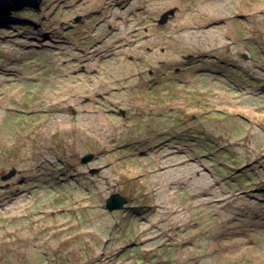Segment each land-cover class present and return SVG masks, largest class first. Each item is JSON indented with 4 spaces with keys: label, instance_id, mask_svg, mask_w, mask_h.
I'll list each match as a JSON object with an SVG mask.
<instances>
[{
    "label": "rangeland",
    "instance_id": "1",
    "mask_svg": "<svg viewBox=\"0 0 264 264\" xmlns=\"http://www.w3.org/2000/svg\"><path fill=\"white\" fill-rule=\"evenodd\" d=\"M0 264H264V0H0Z\"/></svg>",
    "mask_w": 264,
    "mask_h": 264
},
{
    "label": "water",
    "instance_id": "2",
    "mask_svg": "<svg viewBox=\"0 0 264 264\" xmlns=\"http://www.w3.org/2000/svg\"><path fill=\"white\" fill-rule=\"evenodd\" d=\"M94 160L93 154H87L83 156L80 159V163L83 165L89 164ZM98 170H91L90 173L94 174L97 173ZM16 174V171L10 170L6 175L1 176L2 181H7L11 178H13ZM128 200L126 197L119 193L111 194L107 199L105 200V210H107L109 213H114L118 211H122L125 206L127 205Z\"/></svg>",
    "mask_w": 264,
    "mask_h": 264
},
{
    "label": "bare ground",
    "instance_id": "3",
    "mask_svg": "<svg viewBox=\"0 0 264 264\" xmlns=\"http://www.w3.org/2000/svg\"><path fill=\"white\" fill-rule=\"evenodd\" d=\"M176 172H177V170H172L171 174H172V175H175V174H176ZM169 175H170V174H167V175H165V176H166V178H168V177H169Z\"/></svg>",
    "mask_w": 264,
    "mask_h": 264
},
{
    "label": "flooded vegetation",
    "instance_id": "4",
    "mask_svg": "<svg viewBox=\"0 0 264 264\" xmlns=\"http://www.w3.org/2000/svg\"><path fill=\"white\" fill-rule=\"evenodd\" d=\"M95 158V157H94Z\"/></svg>",
    "mask_w": 264,
    "mask_h": 264
}]
</instances>
